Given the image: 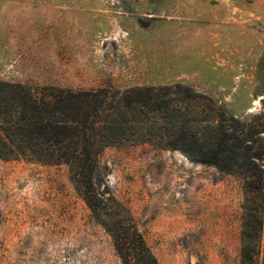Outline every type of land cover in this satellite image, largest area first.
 I'll list each match as a JSON object with an SVG mask.
<instances>
[{"label":"rangeland","instance_id":"rangeland-1","mask_svg":"<svg viewBox=\"0 0 264 264\" xmlns=\"http://www.w3.org/2000/svg\"><path fill=\"white\" fill-rule=\"evenodd\" d=\"M0 81L181 85L202 116L213 104L247 119L264 113V0H0ZM100 161L160 264H242L243 247L264 264V227L245 221L255 204L244 176L157 141L109 147ZM0 264L122 262L65 165L0 159Z\"/></svg>","mask_w":264,"mask_h":264},{"label":"trees","instance_id":"trees-1","mask_svg":"<svg viewBox=\"0 0 264 264\" xmlns=\"http://www.w3.org/2000/svg\"><path fill=\"white\" fill-rule=\"evenodd\" d=\"M198 99L193 89L181 85L77 91L0 81V159L65 165L77 194L111 236L122 264L160 262L104 181L100 156L109 147L157 141L220 175L244 176L254 195L249 203L255 204L254 213L243 207L249 216L245 221L262 232L264 113L244 119L212 104L202 116L203 110L189 107ZM244 249L242 264H252Z\"/></svg>","mask_w":264,"mask_h":264}]
</instances>
